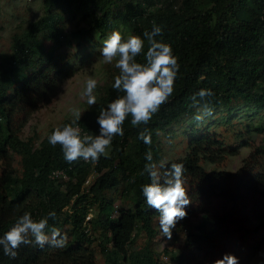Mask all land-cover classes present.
<instances>
[{
	"label": "trees",
	"instance_id": "obj_1",
	"mask_svg": "<svg viewBox=\"0 0 264 264\" xmlns=\"http://www.w3.org/2000/svg\"><path fill=\"white\" fill-rule=\"evenodd\" d=\"M42 4L43 15L15 33L8 53L0 57V237L25 211L35 219L54 211L49 225L66 233L68 242L62 248L33 242L21 246L15 258L0 248V264H96V249L103 264H159L150 248L158 234L159 213L148 208L141 191L149 182L147 173L142 175L148 163L145 154L151 151L153 162L160 165L159 135H172V127L188 118L193 122L183 131L185 154L163 162L165 167L184 165L191 199L187 218L173 230L186 231L183 252L174 258L177 264H212L217 256L222 258L220 245L231 237L228 225L264 233V145L254 148L234 172L206 171L203 164L218 165L239 151L194 119L205 108L217 111L232 128L228 131L248 148L247 138L264 134V0H42ZM76 15L84 27L65 33L64 22ZM153 25L162 28L180 69L172 97L147 125H132L129 116L124 134L114 137L108 155L95 164L67 163L60 146L48 143L53 129L40 142L21 139L30 117L51 102L77 68L101 56L103 41L113 30L143 37ZM44 40L50 42L48 47ZM136 60L144 62L143 53ZM118 74L115 67L97 103L83 112L82 132L97 134L100 110L123 94L112 87ZM201 89H210L213 95L201 99L196 96ZM236 126L242 127L238 133L233 132ZM144 128L150 144L139 139ZM55 170H65L70 180L50 179ZM119 189L122 201L116 209L120 201L113 193ZM216 197L229 205L226 211L212 206ZM140 234L146 244L137 250L133 245ZM262 244L264 236L239 259L240 264H249Z\"/></svg>",
	"mask_w": 264,
	"mask_h": 264
},
{
	"label": "clouds",
	"instance_id": "obj_2",
	"mask_svg": "<svg viewBox=\"0 0 264 264\" xmlns=\"http://www.w3.org/2000/svg\"><path fill=\"white\" fill-rule=\"evenodd\" d=\"M142 53L144 62H137L136 58ZM100 55L103 63L112 64L115 61L119 74L114 77L112 87L123 94L100 110L96 117L97 134L82 132L79 121L83 113L76 107L70 109L73 116L70 123L52 130L47 137L48 143L53 147L60 146L67 163L80 160L98 163L102 156L108 155L114 137L124 134L123 125L129 116L132 125H147L174 93L180 65L171 44L164 42L160 26L153 25L151 31L143 33V37L135 34L124 36L121 31L113 30L103 41ZM97 84L93 76L87 77L81 96L89 106L97 103ZM211 95L213 93L210 89H201L196 93L201 99ZM204 115H211V110L205 108L204 113L195 115L194 119L202 121ZM139 139L145 144L151 143L147 128L139 133ZM145 160L148 163L142 175L147 173L149 182L142 185L141 191L148 208L159 213L158 224L162 235L170 240L177 224L187 218L186 209L191 205L184 175L186 169L182 163H172L168 167L163 162L157 165L153 162L151 151L145 154ZM55 216L53 211L35 219L31 212H23L0 237L3 253L15 258L21 246L33 242L41 247L45 244L65 247L67 234L49 225V220H54ZM212 264H240V260L226 253Z\"/></svg>",
	"mask_w": 264,
	"mask_h": 264
},
{
	"label": "rangeland",
	"instance_id": "obj_3",
	"mask_svg": "<svg viewBox=\"0 0 264 264\" xmlns=\"http://www.w3.org/2000/svg\"><path fill=\"white\" fill-rule=\"evenodd\" d=\"M43 15L42 0H0V57L8 53L11 45V38L15 33H18L28 26L29 23L35 22ZM79 15L75 18L66 19L64 22L65 33L75 30L78 27H84V23L79 21ZM120 31V30H119ZM122 35L127 36L130 34L129 30L122 29ZM44 45L48 47L50 42L44 40ZM77 67V65H76ZM115 68V61L112 64L103 63L101 56L92 57L84 67H78L77 73L70 79L66 80L58 90L57 94L52 98L51 102L43 105L37 112H35L22 129L20 134L21 139L27 140L33 138L35 141L40 142L43 140L51 129H54L60 125V123L68 118L73 117L70 111L71 108H80L82 113L87 108V103L82 98L81 93L85 87L86 79L88 76H93L97 81V99L101 91L102 86L105 84L109 73ZM218 112H212L211 115H204L202 121H199L201 126L209 129V132H216L224 138L227 145L236 147L238 149L237 156L226 157L220 164L211 165L203 164L206 171L210 170H224L228 172H234L241 165L242 161L248 157L252 150L256 147L263 146L264 134L256 135L252 134L247 141L250 142L251 147H244L240 139H236L229 128L224 124L222 116L217 114ZM237 116L239 114H236ZM193 122L188 118L181 124L172 127V135H159V141L163 153V162L176 160L181 158L186 152L187 138L183 131L190 123ZM232 123H236L233 120ZM260 121L255 118L253 124L257 125ZM197 124L198 129L200 125ZM242 127L236 126L233 132L238 133ZM15 169L19 170V158L15 157L14 162ZM118 193H113L116 198V209L121 206V201ZM211 204L219 212H224L228 209L229 205L223 203L218 197L211 200ZM238 207H236V210ZM88 216L87 218H89ZM198 216L192 218V221H196ZM231 231V237L220 245V249L223 252L230 253L236 257L245 258L256 244L260 237L264 236L263 232L252 233L248 231H241L240 228L228 225ZM51 235V234H49ZM186 231L183 233L173 232L170 240L166 239L160 229L155 239H153L150 248L157 254L156 259L159 264H177L176 258L183 252L184 237ZM146 244V237L144 234H140L134 242V248L139 250ZM94 247V246H93ZM95 248V247H94ZM167 251V254L164 253ZM96 264H103V260L100 257L97 249ZM219 257L217 256L216 259ZM249 264H264V244H262L254 256L250 259Z\"/></svg>",
	"mask_w": 264,
	"mask_h": 264
},
{
	"label": "built area",
	"instance_id": "obj_4",
	"mask_svg": "<svg viewBox=\"0 0 264 264\" xmlns=\"http://www.w3.org/2000/svg\"><path fill=\"white\" fill-rule=\"evenodd\" d=\"M84 162H86V161H84ZM50 179L58 180L60 182H68L70 180V177L65 170H55L51 173ZM87 182L88 181H86V184H87ZM87 219H89V218H87Z\"/></svg>",
	"mask_w": 264,
	"mask_h": 264
}]
</instances>
